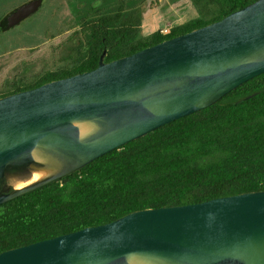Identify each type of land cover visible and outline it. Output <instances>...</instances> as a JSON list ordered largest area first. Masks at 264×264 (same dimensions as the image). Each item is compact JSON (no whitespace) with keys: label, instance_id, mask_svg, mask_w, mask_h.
I'll return each instance as SVG.
<instances>
[{"label":"water","instance_id":"1","mask_svg":"<svg viewBox=\"0 0 264 264\" xmlns=\"http://www.w3.org/2000/svg\"><path fill=\"white\" fill-rule=\"evenodd\" d=\"M43 0L7 17L16 26ZM264 73V0L89 71L0 98V183L11 164L31 165L45 145L70 159L50 178L0 192V204L77 170L156 128L217 102ZM106 127L82 139L77 120ZM264 264V190L133 211L0 253V264Z\"/></svg>","mask_w":264,"mask_h":264},{"label":"trees","instance_id":"2","mask_svg":"<svg viewBox=\"0 0 264 264\" xmlns=\"http://www.w3.org/2000/svg\"><path fill=\"white\" fill-rule=\"evenodd\" d=\"M191 1L197 17L167 32L144 34L146 0H118L115 6L92 0L91 9L75 20L79 31L73 34L82 38L68 55V63L40 73L32 83L14 82L0 98L92 70L102 55L109 62L133 54L257 0ZM13 27L7 15L0 18V33ZM3 184L5 178L0 190ZM14 190L11 187L6 193ZM258 190H264V73L210 106L0 204V253L105 224L137 210Z\"/></svg>","mask_w":264,"mask_h":264},{"label":"rangeland","instance_id":"3","mask_svg":"<svg viewBox=\"0 0 264 264\" xmlns=\"http://www.w3.org/2000/svg\"><path fill=\"white\" fill-rule=\"evenodd\" d=\"M28 1L0 0V18ZM91 1L45 0L33 17L0 33V94L10 89L14 82L32 83L40 73L68 63V55L82 38L81 34H73L76 29L79 31L75 20L91 9ZM103 1L108 6L118 3V0ZM145 6L149 25L143 27L144 33L156 22L167 28L173 21L189 18L194 9L191 0H146ZM29 169L26 164L9 165L0 192L13 187L15 190L11 194H14L18 190L16 182L26 179Z\"/></svg>","mask_w":264,"mask_h":264},{"label":"bare ground","instance_id":"4","mask_svg":"<svg viewBox=\"0 0 264 264\" xmlns=\"http://www.w3.org/2000/svg\"><path fill=\"white\" fill-rule=\"evenodd\" d=\"M74 123L79 127L80 136L82 139H88L89 137L101 132L106 127L105 123L98 119L77 120ZM32 156L34 161L30 165V175L26 179L21 180L20 178V180L16 182V187L18 189H23L32 184L62 173L69 167V162L71 161L70 159L61 156L57 152L42 144H39L35 147L32 152ZM129 263L163 264L159 261H155L144 256L130 257Z\"/></svg>","mask_w":264,"mask_h":264},{"label":"crops","instance_id":"5","mask_svg":"<svg viewBox=\"0 0 264 264\" xmlns=\"http://www.w3.org/2000/svg\"><path fill=\"white\" fill-rule=\"evenodd\" d=\"M193 4V3H192ZM193 8L194 9H192L191 10V12H192V15L189 17V18H185V19H178L177 20V22H175L174 23V21L172 22V24L169 26V27H167V28H163V27H161V26H159V24H157V22L155 23V24H152V25H150V26H153V27H151L150 29H148L147 31H145V33H144V30L145 29H143V27H145V26H148L149 24L147 23V19L145 18V14H146V11H145V13H144V18H143V24H142V29H143V33L144 34H150V33H152V32H154V31H156V30H159V29H161L163 32H167L171 27H173V26H175V25H178V24H181V23H184V22H186V21H188L189 19H191V18H194V17H197L198 16V11H197V9H196V7L194 6V4H193ZM185 14V13H184ZM183 17V16H182ZM157 24V25H156Z\"/></svg>","mask_w":264,"mask_h":264}]
</instances>
